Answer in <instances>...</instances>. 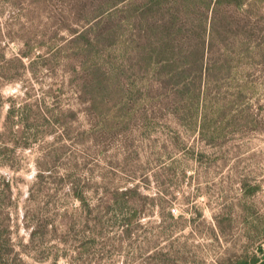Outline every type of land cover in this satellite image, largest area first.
<instances>
[{
  "label": "rangeland",
  "instance_id": "1",
  "mask_svg": "<svg viewBox=\"0 0 264 264\" xmlns=\"http://www.w3.org/2000/svg\"><path fill=\"white\" fill-rule=\"evenodd\" d=\"M63 8L0 0V264H260L264 62L204 131L167 111L153 74L137 73L131 115L114 96L90 113L67 29L85 26Z\"/></svg>",
  "mask_w": 264,
  "mask_h": 264
},
{
  "label": "trees",
  "instance_id": "2",
  "mask_svg": "<svg viewBox=\"0 0 264 264\" xmlns=\"http://www.w3.org/2000/svg\"><path fill=\"white\" fill-rule=\"evenodd\" d=\"M40 1L64 7L58 13L63 23L85 26L67 29L75 35L69 45L71 57L79 59L73 68L79 101L90 113L106 112L114 96L122 116L131 115L137 73L153 74L167 111L187 118L191 127L201 118L204 131L210 114L228 116L230 104L257 89L255 67L264 62V29L257 22L264 20V0ZM7 190L11 194L9 184Z\"/></svg>",
  "mask_w": 264,
  "mask_h": 264
}]
</instances>
